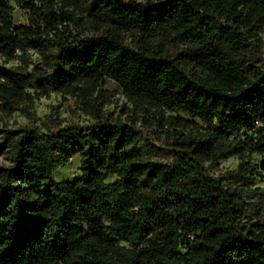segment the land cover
<instances>
[{"label":"trees","instance_id":"16d2710c","mask_svg":"<svg viewBox=\"0 0 264 264\" xmlns=\"http://www.w3.org/2000/svg\"><path fill=\"white\" fill-rule=\"evenodd\" d=\"M262 26L264 0H0V111L55 92L95 119L4 130L0 264H264ZM107 81L150 134L101 113Z\"/></svg>","mask_w":264,"mask_h":264},{"label":"rangeland","instance_id":"374dc122","mask_svg":"<svg viewBox=\"0 0 264 264\" xmlns=\"http://www.w3.org/2000/svg\"><path fill=\"white\" fill-rule=\"evenodd\" d=\"M11 4L13 6V23L16 25L25 24L27 22L25 10L14 2ZM259 36L263 41V48L259 53V58L261 65L264 66V26L260 28ZM28 54L32 64H39L40 59L36 52L30 50ZM0 64L13 68L19 63L18 60L4 61L3 58L0 57ZM103 88L105 91L102 92L99 101H104L101 109V113L104 116L111 120L119 118L125 122L133 120L136 122L137 128H140L146 134L151 133V127L146 126V121L141 116V113L135 112L132 104L115 83L107 81ZM84 107L86 106L81 104L80 98L78 97L51 92L48 95H39L34 98V103L28 114L21 109L12 113L0 111V167L9 164L6 147L1 145L3 142L4 130L34 127L44 130L43 124L49 123L50 120L59 122L61 126L69 124L86 126L94 122L95 119ZM260 160L261 156L258 154H252L249 158L251 164H259ZM237 164L238 158L231 156L226 160H220L218 163L210 165L209 171L213 175H223L224 173L234 170ZM54 175L55 179L58 181L80 178L82 173L79 171V157L75 155L68 162L59 166L55 170ZM251 189H256L257 192L264 194V173L256 176V179L251 184Z\"/></svg>","mask_w":264,"mask_h":264}]
</instances>
